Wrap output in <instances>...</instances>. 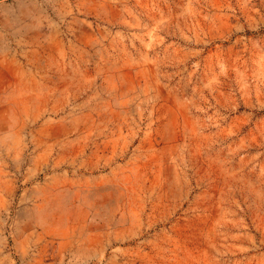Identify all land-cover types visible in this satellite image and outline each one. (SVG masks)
<instances>
[{
  "label": "rangeland",
  "instance_id": "1",
  "mask_svg": "<svg viewBox=\"0 0 264 264\" xmlns=\"http://www.w3.org/2000/svg\"><path fill=\"white\" fill-rule=\"evenodd\" d=\"M0 264H264V0H0Z\"/></svg>",
  "mask_w": 264,
  "mask_h": 264
}]
</instances>
